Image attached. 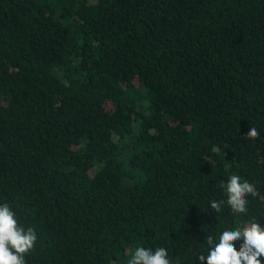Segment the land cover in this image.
I'll use <instances>...</instances> for the list:
<instances>
[{
  "label": "trees",
  "instance_id": "1",
  "mask_svg": "<svg viewBox=\"0 0 264 264\" xmlns=\"http://www.w3.org/2000/svg\"><path fill=\"white\" fill-rule=\"evenodd\" d=\"M231 175L245 215L211 209ZM5 203L25 264H200L209 235L264 228V0H0Z\"/></svg>",
  "mask_w": 264,
  "mask_h": 264
},
{
  "label": "clouds",
  "instance_id": "2",
  "mask_svg": "<svg viewBox=\"0 0 264 264\" xmlns=\"http://www.w3.org/2000/svg\"><path fill=\"white\" fill-rule=\"evenodd\" d=\"M258 137L259 133L252 126L245 138L255 140ZM221 187L227 199L211 201V209L216 213L221 212L226 203L237 216L245 215L248 211L247 197L259 196L255 186L247 181L242 182L238 175H231L226 184L221 183ZM37 239L34 228L25 230L18 226L15 214L7 203L0 206V264H25V255L34 249ZM241 240L243 243L237 251L234 242ZM206 243L209 251L206 256L198 257L200 264H261L260 258L264 257V228L254 218L235 229L222 231L218 241L209 235ZM127 264H172V261L163 247L155 250L138 247Z\"/></svg>",
  "mask_w": 264,
  "mask_h": 264
}]
</instances>
